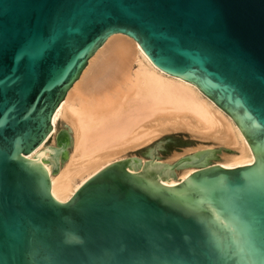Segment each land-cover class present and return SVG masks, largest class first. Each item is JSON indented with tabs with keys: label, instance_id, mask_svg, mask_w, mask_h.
Wrapping results in <instances>:
<instances>
[{
	"label": "water",
	"instance_id": "95a60500",
	"mask_svg": "<svg viewBox=\"0 0 264 264\" xmlns=\"http://www.w3.org/2000/svg\"><path fill=\"white\" fill-rule=\"evenodd\" d=\"M117 34L226 114L254 162L128 157L56 201L47 166L66 161L69 131L26 157ZM0 264H264V0H0Z\"/></svg>",
	"mask_w": 264,
	"mask_h": 264
},
{
	"label": "bare ground",
	"instance_id": "6f19581e",
	"mask_svg": "<svg viewBox=\"0 0 264 264\" xmlns=\"http://www.w3.org/2000/svg\"><path fill=\"white\" fill-rule=\"evenodd\" d=\"M60 121L71 131V150L55 174L47 166L50 192L59 203L68 201L101 169L169 133H181L197 144L174 152L161 162L165 165L207 150H219L213 163L224 168L254 162L245 138L226 114L190 83L157 69L132 39L120 34L108 38L89 59L56 109L52 132L26 159L41 152L50 157L45 150L55 148ZM140 161L146 163L145 158ZM40 164L46 167L45 162ZM194 171V167L175 171L176 178L165 181L175 186Z\"/></svg>",
	"mask_w": 264,
	"mask_h": 264
},
{
	"label": "rangeland",
	"instance_id": "374dc122",
	"mask_svg": "<svg viewBox=\"0 0 264 264\" xmlns=\"http://www.w3.org/2000/svg\"><path fill=\"white\" fill-rule=\"evenodd\" d=\"M68 128L69 127H67L65 123H62L61 121L59 122L58 131L62 129H67L71 134V131ZM195 141L196 140L188 138L181 133H169L164 135L160 139L154 141L153 143L149 144L148 146L141 147L134 153H129V155H127L126 158L128 157H137L138 159L145 158V160L148 161L149 160L148 158L154 157L153 159H159L161 162H164L174 152L180 153L181 151H183V149L194 147L197 144V141L196 142ZM47 146H49V143L47 144ZM70 150H71V145H70V149L68 150V155L70 153ZM213 162L214 161H212L211 163Z\"/></svg>",
	"mask_w": 264,
	"mask_h": 264
}]
</instances>
